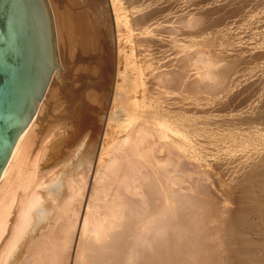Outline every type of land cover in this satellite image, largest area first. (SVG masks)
Wrapping results in <instances>:
<instances>
[{"label": "bare ground", "instance_id": "obj_1", "mask_svg": "<svg viewBox=\"0 0 264 264\" xmlns=\"http://www.w3.org/2000/svg\"><path fill=\"white\" fill-rule=\"evenodd\" d=\"M99 1L97 19L87 0L49 7L62 66L67 51L108 79L125 54L122 130L97 155L72 88L50 74L0 176V264H264V39L242 35L264 0ZM174 28L185 45L163 34ZM124 48L151 68L134 70ZM65 99L69 126H45Z\"/></svg>", "mask_w": 264, "mask_h": 264}, {"label": "water", "instance_id": "obj_2", "mask_svg": "<svg viewBox=\"0 0 264 264\" xmlns=\"http://www.w3.org/2000/svg\"><path fill=\"white\" fill-rule=\"evenodd\" d=\"M59 72L48 1L0 0V176Z\"/></svg>", "mask_w": 264, "mask_h": 264}, {"label": "rangeland", "instance_id": "obj_3", "mask_svg": "<svg viewBox=\"0 0 264 264\" xmlns=\"http://www.w3.org/2000/svg\"><path fill=\"white\" fill-rule=\"evenodd\" d=\"M48 1V4L50 3L49 2V0H47ZM91 1H93V2H91ZM87 2L88 3H90V4H94V6H93V11H94V14L97 12L96 10H97V4L100 2L99 0H90V2H89V0H87ZM95 2V3H94ZM109 8L112 6V4H111V1L109 0ZM116 2H118V1H115V3ZM119 3V2H118ZM116 4V5H118V6H120L121 4H125L124 2H120L119 4ZM89 4V5H90ZM49 6L51 7V5L49 4ZM117 7V6H116ZM115 7V8H116ZM119 10L121 9L122 10V8H123V6L121 5V7H117ZM116 8V9H117ZM179 8H181L182 9V12L184 11V9H185V7H181V5H180V7ZM51 9V8H50ZM262 9V8H261ZM52 10V9H51ZM262 11L264 12V9H262ZM263 12H261L260 11V13H259V15H262V17L264 16V13ZM53 13V12H52ZM263 13V14H262ZM98 13H96L95 15H97ZM258 15V16H259ZM97 17H98V15L96 16V19H97ZM261 16H260V18H262ZM257 18H259V17H257ZM259 18V20H255L254 21V24H253V22H252V25H249V26H251V27H249L248 29L246 28V30H248V32L246 31V30H244V31H246V33H249V34H246V33H243L242 35H247V36H245V39L246 38H251L250 40L251 41H253V39H254V37L256 36V37H258V38H255L254 39V41L255 40H257V41H262L263 39H264V36L262 37V35H264V31L262 32L261 31V29L262 30H264L263 28V25L261 26V28H259L258 26L260 25V23H261V21L264 23V17H263V20H261ZM52 19H53V14H52ZM257 21H259V23H257ZM257 24H259V25H257ZM253 26H255L254 28H252ZM183 27V26H182ZM185 27V26H184ZM184 27L183 28H181V26L180 27H177V29L179 28L180 30L182 29L183 31H181L180 33H182L183 34V32L185 31L184 30ZM256 27L257 28H259V30L257 31V29H256ZM192 28V27H191ZM191 28H190V30H189V28H185L186 29V32H190L191 34H192V30H191ZM250 28H252V29H254V32L252 31V32H250V30H252V29H250ZM177 30V31H180V30ZM245 29V28H244ZM125 29H123V31H124ZM165 31L163 32V34H165V35H174V36H172L173 38H174V40H177L175 43H177V45L175 44V46H178V44L180 45V46H182V45H185V44H183V43H181L180 44V42H183V41H185L184 43H186V41H188V40H190V36H191V34H188V33H186V32H184L185 34L184 35H182V37H185V38H187L186 40H184V38H180V34L178 33V37L176 36L177 35V32H175L176 31V28H174V30H170L169 29V31L167 32V30L168 29H164ZM187 30H189V31H187ZM194 30V29H193ZM172 31H174V33L176 34H174ZM242 31V30H241ZM262 33V34H255V33ZM168 33V34H167ZM254 33V34H253ZM250 34H252L251 36L252 37H249L250 36ZM115 39L117 40V35H118V33L117 32H115ZM176 36V37H175ZM187 36V37H186ZM123 37L125 38L126 37V34L125 35H123ZM193 37V36H192ZM262 37V38H261ZM176 38V39H175ZM177 38H179V39H177ZM180 39H181V41H180ZM248 39V40H249ZM258 39H260V40H258ZM247 40V39H246ZM249 40V41H250ZM121 41H123V45L125 44V40L123 39V38H121ZM180 41V42H179ZM127 47V48H129V46L130 45H128V43H127V45L125 44L124 45V47ZM179 47V46H178ZM125 49L124 48V51H125V53H126V56L128 55L129 57L132 55V54H134V52H132V50H131V48H130V50L129 49ZM137 51H139L137 48H135ZM134 49V50H135ZM135 50V51H136ZM129 51L130 52H132L130 55H129ZM127 52H128V54H127ZM141 52V53H140ZM62 53V52H61ZM123 53V52H122ZM142 53H143V55L144 56H141L142 55ZM62 54H64L63 55V57L62 58H64V56H65V65L64 66H62V62H60L61 61V59H60V55L58 54V62H60L59 63V65H60V73L62 74L61 76H62V79H63V81H65V82H67V85L69 86V89H71L72 88V91L74 92V96H75V101L77 102V103H80V106H82L83 107V109H81V111H79V112H81L82 113V117L80 116L79 118H78V120H77V122L76 123H78L79 122V124H81L82 125V130H84V132L81 130V134H86L87 136H85V138H87V140H89L90 139V137L92 136L93 138L95 137V139H94V141H92V144L94 145V146H97L96 147V154L98 155V153H97V151L98 150H100L101 151V149L100 148H102L103 147V149H104V147L106 146L105 145V143L102 145L101 144V141H102V143H103V141H105L106 142V138H105V136L104 135H106L108 138V141L110 140H112L111 139V136H112V138H113V140L111 141V142H114V141H116L118 138V135L120 134L119 133V131L120 130H122L121 129V127H120V120H122L123 118H124V112L123 111H121V110H123L122 109V104H121V101H122V99H120L119 97H118V84L120 83V82H118V80L119 81H121V75H120V72H122V70H123V67H124V64L126 63L125 62V54L123 53V54H121V55H119V57H120V59H119V57L118 56H116L115 57V59H116V61L114 60V65L116 64V65H118V66H114L115 68H113L112 69V73H110V78H106V79H103V76H102V73L99 71L95 76L94 75H91V74H89V73H87L86 71H85V73L83 72V69H81V65H85V59L84 58H76V56L75 57H71L70 56V54L67 52V51H65L64 53H62ZM137 54H139V56L137 55ZM135 55H137V56H135ZM135 55H132L131 56V58H130V60L128 59V61H131V62H128V63H130V65L131 66H133L134 67V70H142L143 68H145V67H147L146 66V64L149 62H151L150 61V59L149 58H147V55L145 56V53L143 52V50H141V51H139V53H135ZM135 56V57H134ZM139 58V61L138 60H136V58ZM128 58V57H127ZM135 60H134V59ZM137 58V59H138ZM118 59V60H117ZM140 59H141V62H140ZM142 59H143V62H142ZM145 59V60H144ZM149 59V60H148ZM60 60V61H59ZM77 61H79V62H77ZM124 61V62H123ZM137 63H136V62ZM72 62L74 63L73 65H72ZM118 64H117V63ZM133 62H135L136 64H138V62H139V66L137 67V66H135L136 64L135 63H133ZM124 63V64H123ZM143 65H142V64ZM148 63V64H149ZM66 64H67V66H66ZM69 65V66H68ZM71 65V66H70ZM144 66L145 65V67H143L142 68V66ZM151 64H149L148 65V67L150 66ZM155 66H157V64H154ZM264 65V64H263ZM61 66H62V69H61ZM66 66V67H65ZM152 66V65H151ZM151 66H150V68H151ZM68 67V68H67ZM139 67H141V68H139ZM154 67V66H153ZM152 67V68H153ZM78 68V69H77ZM137 68V69H136ZM192 68L194 69V66H192ZM196 68V67H195ZM68 69V70H67ZM116 69V70H115ZM148 69V68H147ZM121 70V71H120ZM196 70V69H195ZM114 71V72H113ZM148 71H149V69H148ZM195 72V71H194ZM191 73L193 74V72L191 71ZM112 74V75H111ZM77 75V76H76ZM101 75V76H100ZM114 75V76H113ZM69 76H70V80H69ZM92 76V77H91ZM112 76V77H111ZM116 76V77H115ZM76 77V78H75ZM102 77V78H101ZM114 77V78H113ZM74 78V79H73ZM115 80H113V79ZM116 78H117V81H116ZM119 78V79H118ZM76 79V80H75ZM85 79V80H84ZM82 80V81H81ZM102 80V81H101ZM111 80H113V81H111ZM90 81V82H89ZM95 81V82H94ZM104 81V82H103ZM69 82V83H68ZM71 82V83H70ZM76 82L78 83V84H76ZM111 82H113V83H111ZM116 82V83H115ZM92 83H93V85H94V88H93V91H96L95 92V94H94V96H95V98H94V100H87L88 98H89V96L88 95H86V90L87 89H85V88H88L89 86H91L92 87ZM107 83V84H106ZM114 83H115V85H114ZM118 83V84H117ZM165 84H164V86L166 87L167 86V88H168V82H164ZM96 84H98L97 86H96ZM106 84V85H105ZM127 84L128 85H130V83H129V81L127 82ZM167 84V85H166ZM71 85V86H70ZM86 86H88V87H86ZM105 86V87H104ZM106 86H107V88H106ZM109 86V87H108ZM115 87H117V88H115ZM74 88V89H73ZM106 88V89H105ZM127 88H128V86H127ZM83 89H84V91H85V95H83L84 94V91H83ZM116 89V90H115ZM99 92V93H98ZM106 92V93H105ZM83 93V94H82ZM108 93V94H107ZM91 96H92V94H90ZM98 95V96H97ZM100 95V96H99ZM101 95H102V97H101ZM173 96L174 94L172 93H170V95H169V93H168V96L170 97V96ZM82 96V97H81ZM85 96V97H84ZM97 96V97H96ZM138 96V99L140 98L141 99V96H139V95H137ZM171 96V97H172ZM174 97V96H173ZM100 98V99H99ZM102 99V100H101ZM118 99V100H117ZM67 101V103H64V102H66ZM100 101V102H99ZM115 102V103H114ZM61 103H64V110H63V104H61V105H58V106H54L53 108H51L50 109V113H49V115H48V117H47V121L45 120L44 121V123H46L45 124V126H47V124H48V126H52V124H50V123H54L55 122V118L57 119V122L58 123H56L55 122V124H62V121H63V125H60L61 127L63 126V129L70 123H67L69 120H71V119H69V117L71 118V117H73V114L72 113H70L69 111L67 112V111H65V108L66 107H71V106H73V103H71V101L70 100H68V99H65V100H63ZM117 103V104H116ZM95 104V105H94ZM100 105V106H99ZM62 106V108H60ZM92 108V109H91ZM94 108H97V109H94ZM56 109V110H55ZM56 112H55V111ZM101 110V111H100ZM62 112V113H61ZM71 112H72V110H71ZM63 114V115H62ZM72 114V115H71ZM85 114V115H84ZM78 115H80V114H78ZM84 115V116H83ZM86 116H88L89 117V120H91V121H89L88 120V117H86ZM60 117V118H59ZM64 118H65V120H66V124H65V121H64ZM99 118V119H98ZM54 120V121H53ZM60 120H61V122H60ZM89 121V123L87 122V121ZM98 120V121H97ZM101 120V121H100ZM50 121H52V122H50ZM110 121V122H109ZM60 122V123H59ZM83 122H86V124H84ZM91 122L93 123V124H91ZM100 122V123H99ZM108 122V123H107ZM87 123L89 124V125H87ZM110 123V124H109ZM54 124V125H55ZM65 125V126H64ZM93 125V126H92ZM105 125V126H104ZM107 125V126H106ZM112 127H111V126ZM69 126V125H68ZM84 126V127H83ZM61 127H60V129H61ZM107 127V128H106ZM110 127V128H109ZM109 128V129H108ZM50 129V128H49ZM49 129H48V131H49ZM65 130V129H64ZM89 130V131H88ZM107 130H108V132H107ZM103 131V132H102ZM107 132V134H106V132ZM86 132V133H85ZM89 133V134H88ZM110 133H111V135H110ZM116 136V137H115ZM84 137V136H83ZM91 137V139L90 140H93V138ZM97 137V138H96ZM103 138H105V139H103ZM116 138V139H115ZM89 140V141H90ZM98 140H100V141H98ZM107 141V142H108ZM109 141V142H110ZM108 142V143H109ZM102 145V146H101ZM58 150V149H57ZM99 152V151H98ZM50 156L52 157L53 155H54V151L52 152V150H50ZM100 153V152H99ZM96 155V156H97ZM54 226V225H53ZM43 239L44 238H42V237H40V236H38V237H36L35 238V241H33V246H32V248H31V252H30V258H29V262L31 261V260H34V258H38L37 257V252H38V250L40 249V250H43L44 249V245H45V243H43Z\"/></svg>", "mask_w": 264, "mask_h": 264}]
</instances>
